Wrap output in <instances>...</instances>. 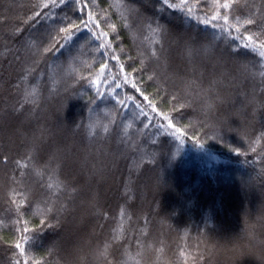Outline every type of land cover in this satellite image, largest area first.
<instances>
[{
    "label": "trees",
    "instance_id": "1",
    "mask_svg": "<svg viewBox=\"0 0 264 264\" xmlns=\"http://www.w3.org/2000/svg\"><path fill=\"white\" fill-rule=\"evenodd\" d=\"M0 264H264V0H0Z\"/></svg>",
    "mask_w": 264,
    "mask_h": 264
},
{
    "label": "snow or ice",
    "instance_id": "2",
    "mask_svg": "<svg viewBox=\"0 0 264 264\" xmlns=\"http://www.w3.org/2000/svg\"><path fill=\"white\" fill-rule=\"evenodd\" d=\"M225 7H227V5H225Z\"/></svg>",
    "mask_w": 264,
    "mask_h": 264
}]
</instances>
